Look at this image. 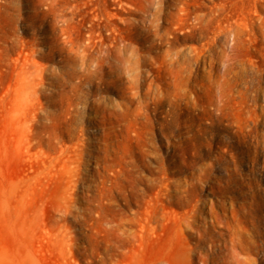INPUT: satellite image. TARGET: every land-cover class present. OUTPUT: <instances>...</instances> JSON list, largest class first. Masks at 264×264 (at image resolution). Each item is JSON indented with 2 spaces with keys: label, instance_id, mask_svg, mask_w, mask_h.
Here are the masks:
<instances>
[{
  "label": "rangeland",
  "instance_id": "rangeland-1",
  "mask_svg": "<svg viewBox=\"0 0 264 264\" xmlns=\"http://www.w3.org/2000/svg\"><path fill=\"white\" fill-rule=\"evenodd\" d=\"M0 264H264V0H0Z\"/></svg>",
  "mask_w": 264,
  "mask_h": 264
}]
</instances>
